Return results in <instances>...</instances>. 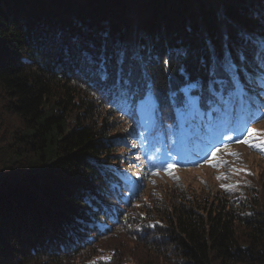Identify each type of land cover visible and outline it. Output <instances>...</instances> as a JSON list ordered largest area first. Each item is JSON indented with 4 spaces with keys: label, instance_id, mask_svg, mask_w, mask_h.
Returning a JSON list of instances; mask_svg holds the SVG:
<instances>
[{
    "label": "trees",
    "instance_id": "obj_1",
    "mask_svg": "<svg viewBox=\"0 0 264 264\" xmlns=\"http://www.w3.org/2000/svg\"><path fill=\"white\" fill-rule=\"evenodd\" d=\"M262 124L264 0H0V264H264V170L121 156L181 175Z\"/></svg>",
    "mask_w": 264,
    "mask_h": 264
},
{
    "label": "rangeland",
    "instance_id": "obj_2",
    "mask_svg": "<svg viewBox=\"0 0 264 264\" xmlns=\"http://www.w3.org/2000/svg\"><path fill=\"white\" fill-rule=\"evenodd\" d=\"M260 97L261 95L255 94V99ZM241 109L242 107L239 106V110ZM150 112V108L148 106L145 107L144 102H140L138 113L144 126H150L154 121V118L151 119L150 117ZM247 141L249 143L241 142L234 147L217 152L216 159L213 161L215 164H219L217 168L206 166V168L200 170L183 171L181 175L174 173L170 177L160 175L151 177L144 166L136 167L137 162H139L136 155L138 151L136 150V145L131 144L130 140L125 139L121 144L125 150L121 156L128 162L125 173L132 178L133 183L137 186L145 187L148 185L158 188L159 183L172 181L178 184V186H182L184 182H190L195 186H203L206 189L214 191H216L217 186L221 185L228 186L227 189L233 192H245L246 184H248H245L249 175L248 173L256 175L258 172L264 170V148L253 146L264 143V124L252 131V135ZM131 149L135 152L129 153ZM229 153H238L239 158L229 155Z\"/></svg>",
    "mask_w": 264,
    "mask_h": 264
},
{
    "label": "snow or ice",
    "instance_id": "obj_3",
    "mask_svg": "<svg viewBox=\"0 0 264 264\" xmlns=\"http://www.w3.org/2000/svg\"><path fill=\"white\" fill-rule=\"evenodd\" d=\"M249 133L251 134V130H249ZM243 142H244V143H249V141H247V140H245V141H243ZM253 146L264 148V143H262L261 145H253ZM218 151H219V149H217V152H218ZM216 154H217L216 152H213V153H212V158H213V160H215ZM229 155H233V156H236L237 158H239V154H238V153H229ZM212 166L216 167V166H219V165L213 163ZM168 167L171 168L172 165H169ZM218 178H226V177H218ZM222 187H225L226 190H227V187H228V186H222Z\"/></svg>",
    "mask_w": 264,
    "mask_h": 264
},
{
    "label": "bare ground",
    "instance_id": "obj_4",
    "mask_svg": "<svg viewBox=\"0 0 264 264\" xmlns=\"http://www.w3.org/2000/svg\"><path fill=\"white\" fill-rule=\"evenodd\" d=\"M142 105H143V104H142ZM141 107H142V106H141ZM141 107H140V108H141ZM144 110H145V109H144ZM145 111H146V110H145ZM139 113H140V111H139ZM144 113H145V112H144ZM145 123H146V122H145Z\"/></svg>",
    "mask_w": 264,
    "mask_h": 264
}]
</instances>
